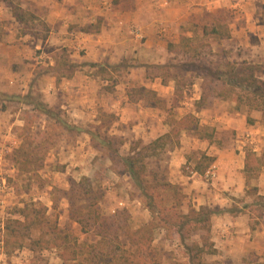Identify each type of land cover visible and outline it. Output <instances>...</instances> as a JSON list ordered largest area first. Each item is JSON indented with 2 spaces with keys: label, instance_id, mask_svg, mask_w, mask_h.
<instances>
[{
  "label": "rangeland",
  "instance_id": "obj_1",
  "mask_svg": "<svg viewBox=\"0 0 264 264\" xmlns=\"http://www.w3.org/2000/svg\"><path fill=\"white\" fill-rule=\"evenodd\" d=\"M180 1L117 0L113 3L114 7L112 5L111 9L120 11V15L124 14L125 17L129 15L128 13L150 15L153 18V28L158 32H155L156 37L159 34L162 35L164 47H166V43H170V40L181 34V30H183L182 32L186 30L190 34L189 36L193 37V44L195 42L196 45L199 44L198 46L211 45L214 50H217L214 47V41H209L208 37L202 38V28L205 25L216 23L222 27V32H224L223 29L226 26L234 32L232 21L220 11L211 12V14L207 12L197 13L194 10L195 5L192 4L193 0H184L187 7L182 11L179 9ZM117 4L122 5L117 8V6L115 7ZM206 7L205 4L203 9L206 10ZM188 12L190 15H188L186 24L178 26L183 18L182 15ZM197 14L199 16L194 18ZM122 21L123 24L120 26H127V21L124 18ZM131 29L133 30V27ZM2 31L0 29V37L3 36ZM24 33L34 36V39L28 38L26 40L28 45L26 58L17 61L16 57L11 62L7 61V57L4 55L3 59L0 58V72L9 73L11 70L18 71L22 69L29 72L28 70H30L35 74L32 77L31 85L38 89L45 85L49 74H54L60 90L54 95L55 98H58L55 105L52 104L48 107L49 105L46 104V107L53 113L52 117L45 116L36 109L34 110L33 105L29 104L31 101L35 102L34 99L39 102L43 98L42 93L36 94L35 92L32 97L30 96L24 100H7L1 98L0 94V242L2 241L4 244L2 246L0 243V253L2 252L1 254L6 256H4L5 258L2 257L0 264H61L58 258V255H60L59 249L49 248L31 252L28 240H25L19 247L14 239L7 238L6 233H4L3 229L9 221L20 219L17 211L31 202L39 203L46 208L47 219L51 223L57 222L59 229L69 235L68 241L70 243L71 238H74L73 240L77 243L94 242L95 240L92 237L83 236L79 227L72 223L68 217L67 199L73 200L75 205L79 206V194L81 195L85 191L91 192L92 197L101 195L98 207L100 213L104 216L113 215L112 210L126 212L129 216L127 223L134 230L144 229L149 222L152 226V232L146 233L145 236L151 237L152 246L160 252L161 263L159 264H255V254L243 252V250L237 248L234 252L236 258L232 260L230 258L219 260L215 257L216 255H201L191 261L190 257H194V251H189L188 248L192 247V244L201 243L199 233L191 232L190 236L187 237L183 231L182 236H185L184 239L177 240L175 236L177 227L176 224H172L174 221L171 217H173L174 211H180V206L186 212L188 204L181 194L180 187L168 180L171 172L168 151L174 150V143L177 139L168 142V145L166 144L162 151L154 152V157L143 161L145 167L144 172L141 174V182L143 183L137 185V182L125 172L119 163H113L107 158V151L103 146L100 148L101 151L93 149L92 146L98 144L97 142L91 143L89 136L86 134V132H99L100 137H110L115 145L126 142V145H123L124 147H119L120 155L126 157L130 154V146L135 147L138 151L143 146L142 144L149 141L142 139L143 143H141L138 137L150 132V127L156 129L159 135V133H163L162 126L168 130L167 126L164 125V120H166L172 130V122L179 121L184 114L192 111L194 101L200 94L199 85L202 84V80L196 74L189 72L190 67L188 65L183 66L182 63L187 64L188 62H185L183 58H178V56L167 54L161 58L163 62L158 64L161 65L160 69L153 67L144 69L143 64L137 58L123 59L116 66L84 64V62L71 58L67 54L69 49L62 45L51 47L49 44H44V42L35 41V37L38 38V36L42 37L44 35L42 28L37 27L36 24H28L25 30L20 26L18 34ZM237 44L234 40L221 43L217 51L223 50L222 55L225 56L221 57L222 60L230 63L246 62L256 69V76L264 80V62H262V59L246 58V54L252 50L248 46H243L246 47V50L245 54L241 55L243 48H240L239 45L237 47ZM86 51L88 50L84 49L80 52L81 55ZM51 62L56 63L53 66L54 70L48 66ZM220 63L224 64L222 61ZM85 65L87 67H84ZM71 74L77 75L76 81H78V84L82 82L80 79H83V76H87L86 81L89 84L80 92H78L80 88L76 87H73V89L71 87V91H69V88L66 90V87L69 86L63 87L60 85H65L64 78H68V75ZM155 76H159L163 82L167 81L166 85L163 86L160 79H156ZM153 83L155 89H157L156 92L149 88L150 84ZM141 87H146L148 90L155 92L156 96L158 95L157 99L160 100V104L157 106L161 109L158 113L159 118L155 123H151L149 117L147 118V115L143 112H137V121L132 120L133 117H136L135 109H140V105L145 106V100L140 102L136 100L135 103H132L129 111L131 120L126 124L119 122V116L122 114L120 108H111L113 109L112 112L107 111L106 106L110 102V95L115 94L118 96L125 93L130 103L131 101H129L127 95L129 93L134 95V92L138 94L137 89ZM30 93L32 92L30 91ZM24 96H20V98ZM142 96H144V99H148V95L143 94ZM231 97L229 96L223 101L233 102ZM65 99L67 102L70 100L74 103L75 101H82L81 104L86 105L87 109L83 110L85 112L84 117H78L80 111L74 109V107L70 112L73 114L66 113L67 110L60 107ZM213 101L222 100L219 98L209 99V102L212 103ZM89 103L91 106L88 105ZM81 104L78 106L81 107ZM100 104L103 106H100ZM244 107L243 105H235V110L238 111ZM191 115L198 123L205 119L194 114ZM61 122L73 128H64ZM217 126L218 124L215 127ZM200 127L215 129V127L204 125ZM259 128L260 131L253 134L255 137L253 141H245L244 145L239 143L248 153L252 150L259 151L261 147L264 148V131L261 127ZM76 129L79 131H76ZM218 133L220 134L215 138V145H221L222 142L221 146L228 148L233 144H238L240 137L238 138L234 131H220ZM147 137L149 139L151 135ZM179 138L181 141H188L192 144L187 146L188 148L193 145L199 147L184 155L186 162L181 168L183 174H187L197 164L201 171L205 172L208 165L206 160L201 158L205 153L203 152L205 146L202 147L201 143L204 141L196 142L195 140L192 142L187 135ZM151 154L145 152L146 156ZM85 156L87 157L86 160L83 158ZM95 160H98L96 167L92 165ZM261 171H263L261 168L252 170L249 174L250 177L248 176L247 195L250 196L248 199L233 198L232 202L229 201L230 205L239 210L243 209V205H247L245 212H248L250 216L249 223L256 228L264 219V199L255 196L253 191L256 183L255 179ZM83 179H85V183L76 188L78 193L74 191L68 193L71 180L78 184ZM169 183L176 187V192L166 189L165 184ZM5 189L10 190L9 196L5 197L2 194V190ZM150 193L154 197L155 209L158 210L159 207L165 205L172 212L169 214L167 226L164 228L160 225L159 219L161 216L154 215L151 218L149 211L144 207V199ZM159 195H163L162 199L158 197ZM245 200L247 204H243ZM146 202L149 203V200ZM119 204H123V206ZM76 213L78 218H84L86 220L84 222L88 221L85 212H81L80 215L82 216H79L78 212ZM145 229L148 230L147 227ZM7 240L9 243H7ZM125 246L127 247L128 243ZM262 261L264 260L261 259L257 262L261 264Z\"/></svg>",
  "mask_w": 264,
  "mask_h": 264
},
{
  "label": "crops",
  "instance_id": "obj_2",
  "mask_svg": "<svg viewBox=\"0 0 264 264\" xmlns=\"http://www.w3.org/2000/svg\"><path fill=\"white\" fill-rule=\"evenodd\" d=\"M115 1L117 0H18L23 10L32 13L36 17L38 16L49 29L44 41L39 40L37 37H35V41L44 42V44H49L51 47L62 45L69 49L67 54L71 58H75L79 62H84V64L116 66L123 59L137 58L143 64V68L147 69V67L159 66L158 64H161L159 62H163L161 58L167 54L176 56L174 51L172 52L168 49V45L176 47L184 39L193 40V37H190V34L186 30L185 32L181 30V34L177 35L173 40H170L169 42L171 44L166 43V47H164L162 35L159 34L156 37L157 34L155 32H158L153 28V18L150 15L128 13L129 15L125 17L124 14L120 15V11L117 10V12L111 9L112 5L114 7L113 3ZM192 4L195 5L194 10L197 13L207 12L211 14V12L220 11L232 21L234 32L229 29L230 27L226 26L230 35L228 39L215 41L213 38H209V41L215 42L214 47L217 50L221 43L234 40L238 43L237 47L239 45L240 48H243L241 55H244L246 50V47L243 46H248L252 50L246 54V58L262 59V62H264V0H193ZM205 4L207 6L206 10L203 9ZM119 5L121 6L122 4H117L115 7L117 6L118 8ZM179 6V9L182 11L187 7L184 0L180 1ZM199 14L195 15L194 18H197ZM188 15H190L189 12L182 15L183 18L178 26L186 24ZM123 18L127 21V26L122 27L120 25L123 24ZM20 26L12 17L10 10L0 2V29L3 30V36L0 37L1 59H3L4 55L7 57V61L16 59V57L17 61L26 58L28 54L26 40L28 38L34 39V36L18 34ZM132 27L133 30L131 29ZM8 43L10 44L8 45ZM209 47L212 52L223 51L214 50L211 45ZM84 49L88 51L81 55L80 52ZM222 54L221 57H224L225 55L223 56ZM54 65L56 63L51 62L48 66L54 70ZM84 67L87 66L85 65ZM28 71L22 69L18 71L11 70L9 73L0 72V94L4 96H24L30 91L32 94H35V92L36 94L42 93L43 98L40 101L44 105L48 104V107L52 104L55 105L58 98H55L54 95L60 89L54 74H49L45 85L38 89L31 85L32 77L35 74L30 70ZM76 77L77 75L71 74L70 77L64 78L65 85L62 84L60 86H69L66 87V90L69 88V91H71V87L72 89L73 87L80 88L78 91L80 92L81 89L86 88L89 82L86 81L87 76H83V79H80L82 82L78 84ZM155 78L160 79L163 86L166 85L167 81L164 83L159 76H155ZM154 86V83L150 84L149 88L156 92L157 89ZM118 96L115 94L110 95V102L106 108L110 112L116 107L120 108L122 114L119 116V122L126 124L131 120L129 111L131 110L130 106L132 103L128 102L125 93L119 94ZM119 98L121 99L119 100ZM199 98L200 94L194 101L193 110L188 111L181 118L194 114L197 117L205 118L198 123L199 126L204 125L213 128L218 124L213 129V138L210 140L199 139L195 134L187 130H182L180 136L187 135L189 137L188 139L192 140V142L195 140L196 142L203 140L204 142L201 143L202 147L205 146L203 149V152H205L204 155L211 158L212 163L206 168L203 174H198L194 168L187 174H183L181 168L186 162L184 155L199 147L193 145L191 148H188L187 146L192 144L188 141H181L179 138L178 146L174 150L168 151L170 155L169 169L171 171L168 180L170 183H175L180 187L181 194L188 203L187 210L190 208L197 210L199 207H206L210 210L220 211L211 216L209 233L217 259H235L234 252L236 248L241 251L243 250V252H252L256 257L263 259L264 219L256 228L249 223L250 216L248 212H245L247 205H243L244 210H239L229 203V201H233V198L248 199L250 197L247 195V179L250 177L249 174L251 172L248 173L245 171L246 155L248 152L240 144L244 145L245 141H253L255 138L253 134L260 131L259 127L264 131L261 113L254 110L248 111L246 107L237 111L235 110V102L228 103L223 100L213 101L212 103L208 100L204 106L196 110V103L199 101ZM81 102L75 101V104L70 100L67 102L65 99L60 107L66 109V113L68 114H73L70 112L74 107V109L80 111H78V117L83 118L85 115L83 110L86 109V105L81 104ZM4 103L6 104V102ZM79 104H81V107L78 106ZM88 105L91 106L90 103ZM100 106L103 105L100 104ZM137 106L139 107V105ZM160 109L157 105H140V109H135L136 117H133L132 120L137 121V112H143L147 115V118L149 117L151 123H155L159 118L158 113H160ZM247 118H250L253 122L248 124L246 121ZM164 125L167 126L168 130L162 126L163 133H159V135L157 133L158 131L152 127H150V132L139 135L138 138L141 143H143L142 139H147L149 141L144 144H149L158 137L168 133L170 128L166 120H164ZM255 129L257 130L255 131ZM220 131H234L237 137H240L238 144H233L228 148L221 146L222 142L221 145H215V138L216 136L218 137L220 134L218 132ZM148 135H151L149 139L147 137ZM125 143L124 145H126ZM263 149L261 147L259 151L252 150L250 152L259 158ZM83 158L86 160L87 157L85 156ZM97 161H93L92 165L96 167ZM261 169L263 171L259 172L255 179L254 192L255 196L264 198V166ZM2 194L5 197L9 196L10 190H2ZM243 204H247V201L245 200ZM119 205L123 206V204ZM180 210L183 213L187 212L184 211L182 206ZM115 211L117 210H112V214ZM69 220L76 224L70 218ZM3 230L5 233V229ZM81 234L91 237L82 232ZM177 240L181 241L179 238ZM0 243L2 246L4 245L2 241ZM1 253L0 263L2 262V257L5 256ZM58 258L61 264H63L62 259L60 257Z\"/></svg>",
  "mask_w": 264,
  "mask_h": 264
},
{
  "label": "trees",
  "instance_id": "obj_3",
  "mask_svg": "<svg viewBox=\"0 0 264 264\" xmlns=\"http://www.w3.org/2000/svg\"><path fill=\"white\" fill-rule=\"evenodd\" d=\"M0 2L10 10L12 17L23 27V30L27 29L28 24H36V26L42 28L44 32V35L42 37L38 36V39L43 41L46 39L49 32L46 24L32 13L23 10L18 0H0ZM223 30L224 32H222V27L216 23L205 25L202 28V38H213L215 41L228 39L230 35L227 28L224 27ZM193 40L184 39L176 47L168 45V49L172 52L174 51V54L178 56V58H183L185 62H188L187 64L182 63L183 66L188 65L190 67L189 72L196 74L197 77L202 80V84L200 85V98L196 103V110L204 106L210 98L225 100L229 98V96H233L231 97V101L235 102L237 106L243 105L248 111L254 110L260 112L264 123V80L256 76V69L246 62L230 63L223 61L221 58L223 51L212 52L209 45L198 46L199 44L196 45L195 42L193 44ZM220 61L224 64H221ZM153 68L160 69L161 66H154ZM70 76L71 75H68V77ZM137 90L138 94L134 92L137 98H135L133 93L127 95L131 103H135L136 100H145V106L160 104V100L157 99L155 92L144 87ZM143 94L148 95V99H144V96H142ZM1 96V98H6L7 100H24L30 96L32 97V93L29 92L21 98L20 96ZM34 100L35 102L31 101L29 103L33 105L32 108L34 110L36 109L43 115L52 117L51 115H53V113L46 105L41 101L38 102L36 99ZM246 121L248 124L253 122L250 118H247ZM61 124L64 128H73L69 127L64 122H61ZM171 126L173 127L172 130L170 129L168 133L158 137L149 144H142L143 146H141L138 151L135 147L130 146V154L126 155V157H122L119 152V147H123L124 143L115 145L110 137H100L99 132H86V134L89 136L91 143L97 142L98 144L96 146L93 145V149L101 151L100 148L103 146L107 151V158L113 163H119L125 172L137 182V185H140L143 183L141 182V174L145 170L143 161L147 158L154 157V152L162 151L166 144L173 141V139H177L176 143H174V147L178 146V138L182 130L192 132L199 139L210 140L214 135L213 129L210 127H200L198 122L193 119L192 115H187L177 122L173 121ZM76 131L79 130L76 129ZM145 152L152 154L146 156ZM201 158L206 160L208 166L212 163V159L205 155H202ZM263 166L264 149L259 159H257L253 153H247L245 162L246 172H252V170ZM194 170L198 174L204 172L201 171L198 164ZM84 183L85 179L81 180L78 184L71 180L69 182L68 193L71 191L76 192V188L82 186ZM165 187L168 191L172 190L176 192V187L170 183L165 184ZM253 191H255V189ZM162 196L159 195L158 197L162 199ZM153 199L154 197H152L151 193L146 195L145 201L143 202L144 207L149 211L151 218L154 215L161 216L159 221L161 222L160 225L164 228L167 226L168 216L172 212H170V209H167L165 205L164 207H159L158 210L155 209ZM148 200L149 203L146 202ZM67 201L69 206V218L79 226L82 233L90 235L95 240L94 242L77 243L73 240L74 238H71L72 241L70 243L68 241L69 235L58 228L57 222L51 223L47 219L46 208L39 203L33 202L29 205L25 204L22 209L17 211L20 219L11 220L7 223L5 226L7 238L14 239L19 247H21L25 240H28L30 242L29 249L31 252L49 248L59 249V257L62 259L63 264L160 263V252L152 246L151 237L148 238L145 236L146 233L152 232V226L149 222L145 226L148 230L145 228L134 230L131 229L127 223L129 216L126 212L115 211L113 215H102L98 207L101 201V195L92 197L89 191L82 192L81 195L79 194V206H76L71 199H67ZM76 212L79 213V216H82L80 215L81 212H85L88 221L84 222L86 221L84 218H78ZM218 212L220 211L210 210L206 207H199L197 210L190 208L186 213L181 212V210L178 212L174 211V215L171 218L174 221L172 224H176L177 227V229H175V236L177 238L180 240L184 239L185 236H182L183 231L187 237L190 236L191 232L199 233L201 243L192 244V247L188 248L189 251H194V257H190L191 261L201 255L216 254L213 244L210 241L209 233L210 218L213 214H217ZM7 243H9L8 240ZM126 243H128L127 247L125 246ZM254 259V263L259 264L257 261H260L261 258L255 256ZM261 264H264V261H262Z\"/></svg>",
  "mask_w": 264,
  "mask_h": 264
}]
</instances>
